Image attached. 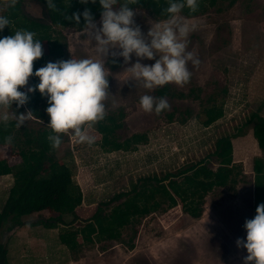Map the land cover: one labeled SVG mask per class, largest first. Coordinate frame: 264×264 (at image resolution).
<instances>
[{"label": "rangeland", "instance_id": "obj_1", "mask_svg": "<svg viewBox=\"0 0 264 264\" xmlns=\"http://www.w3.org/2000/svg\"><path fill=\"white\" fill-rule=\"evenodd\" d=\"M5 6L6 0H0V15ZM22 9L46 21L37 1L24 0ZM9 29L0 22V65L19 57L11 46L17 33ZM37 39L45 58L62 53L71 66L61 86L53 80V66L40 68L38 77L48 94L51 89L64 92L69 120L83 123L94 103L99 113L123 112L120 138L147 134V142L134 151L110 153L102 151L100 134L88 124L78 136L68 135L58 158L72 169L82 191V204L75 210L80 218L90 217L100 202L132 189L141 177H163L192 167L212 153L223 136L231 135L238 175L235 184L208 193L199 219L183 213L179 204L169 205L141 219L134 231L124 229L123 243L97 244L79 255L58 243L61 226L45 225L55 214L24 217L27 224L2 238L9 264H264V200L262 213L257 216L256 211V195L264 194V152L253 137L255 121L245 125L255 113L264 117V0H237L232 7L218 2L204 14L187 18L177 13L163 21L139 8L126 14L109 9L83 31L53 29ZM109 57L118 58L122 66L110 71L105 66ZM30 80L24 74L1 86L0 104L11 95L19 97ZM163 82L184 92L193 85L202 88L204 96L214 95L223 104V117L203 127L195 115L204 107L190 99L171 100L169 111L191 109L194 114L183 124L168 123L146 102ZM52 114L55 118L58 113ZM10 119L16 129L18 121L0 105V120ZM19 161L4 139L0 209L12 184L1 163ZM256 162L262 168L259 180ZM210 166L215 167L214 162Z\"/></svg>", "mask_w": 264, "mask_h": 264}, {"label": "trees", "instance_id": "obj_2", "mask_svg": "<svg viewBox=\"0 0 264 264\" xmlns=\"http://www.w3.org/2000/svg\"><path fill=\"white\" fill-rule=\"evenodd\" d=\"M23 1L6 0L5 10L0 15V22L9 26L11 34L17 33L11 46L19 52V57L2 61L0 87L20 75L27 74L31 78L28 89L21 91L19 97L11 95L8 101L0 104L19 123L13 129L15 120H0V143L4 139L9 140L11 151L20 159L11 166L1 163L2 172L11 175L12 184L0 209V264H9L7 250L2 243L3 236L27 224L24 217L43 211L55 214L44 221L45 225L51 228L61 226L57 235L58 243L77 255L84 248L97 244L123 243L124 229L134 231L133 228L141 219L169 205L179 204L183 213L199 219L208 193L236 182L238 172L233 160L231 135L218 138L214 151L192 167L176 174L167 173L163 177H141L132 189L97 204L90 217L82 219L76 214L75 210L82 204L83 194L73 180L72 169L58 158V149L67 142L68 135L78 136L84 124H88L100 134L102 151L110 153L134 151L138 145L147 142V134L135 133L120 138L118 131L124 125L123 112L99 113L94 103H90L87 119L83 123L74 118L69 120L71 113L64 92L51 89L48 94L38 77L40 68L53 66V80L61 86L62 76L71 66L62 53H53L45 58L37 38L53 29L83 31L109 9L126 14L139 8L146 10L153 20L163 21L177 13L187 18L204 14L218 2L232 7L237 0H34L43 6L46 21L27 16L22 9ZM105 66L115 71L122 63L116 57H109ZM186 82H190L189 77ZM203 94L202 88L195 85L184 92L163 82L153 89L146 102L151 104L158 116L163 115L168 123L177 121L183 124L193 116V111H169L168 101H196L205 109L196 113L195 118L203 127H209L223 117L224 109L214 95ZM56 112L58 114L54 118L52 113ZM253 121V137L258 148L264 152V117L255 113L245 125ZM38 123H42V126H33ZM211 162H214L215 167L210 166ZM254 167L259 180L262 168L257 162ZM256 196L258 216L262 213L264 194Z\"/></svg>", "mask_w": 264, "mask_h": 264}]
</instances>
